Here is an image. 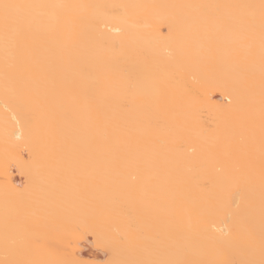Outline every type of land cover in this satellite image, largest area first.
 <instances>
[{
  "label": "bare ground",
  "instance_id": "6f19581e",
  "mask_svg": "<svg viewBox=\"0 0 264 264\" xmlns=\"http://www.w3.org/2000/svg\"><path fill=\"white\" fill-rule=\"evenodd\" d=\"M261 2L0 0V264H264Z\"/></svg>",
  "mask_w": 264,
  "mask_h": 264
},
{
  "label": "snow or ice",
  "instance_id": "6c2138e0",
  "mask_svg": "<svg viewBox=\"0 0 264 264\" xmlns=\"http://www.w3.org/2000/svg\"><path fill=\"white\" fill-rule=\"evenodd\" d=\"M27 7H32L31 5H21V4H10V3H2L0 4V20L3 22V26L5 29V32L7 33L9 27L11 25H15L19 23L20 17L18 15H15L12 10H19ZM261 14H262V30H264V0H262L261 5ZM228 103H231V101H227ZM38 244L39 241H36ZM60 264H75V262L72 261H61ZM106 264H112L111 261H107ZM157 264H160V262H157Z\"/></svg>",
  "mask_w": 264,
  "mask_h": 264
}]
</instances>
